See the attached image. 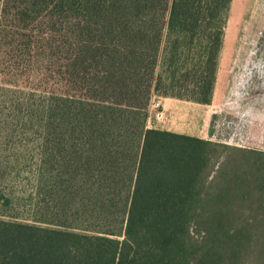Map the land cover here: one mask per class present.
I'll use <instances>...</instances> for the list:
<instances>
[{
	"label": "trees",
	"instance_id": "16d2710c",
	"mask_svg": "<svg viewBox=\"0 0 264 264\" xmlns=\"http://www.w3.org/2000/svg\"><path fill=\"white\" fill-rule=\"evenodd\" d=\"M231 2L0 0V130L43 142L41 159L9 172L47 180L53 196L27 207L0 195V264H264V217L237 224L227 210L264 215V155L243 151L245 169L208 181L220 144L146 128L153 96L212 102ZM23 77L37 87L20 88ZM70 180L106 189L103 214L130 182L121 239L105 220L67 214ZM206 208L216 218L200 239L189 224Z\"/></svg>",
	"mask_w": 264,
	"mask_h": 264
},
{
	"label": "rangeland",
	"instance_id": "374dc122",
	"mask_svg": "<svg viewBox=\"0 0 264 264\" xmlns=\"http://www.w3.org/2000/svg\"><path fill=\"white\" fill-rule=\"evenodd\" d=\"M147 2H153L152 7L159 11H166L170 7L171 0H147ZM100 34L101 30L97 32V35ZM87 64V61L83 62V68L86 70L83 73L85 78L82 80V93H85L86 86L90 85L88 76L85 75L91 73L87 69ZM18 84L20 88H35L37 78L32 77L27 81L23 77ZM146 128L220 144L222 147L218 149L222 156L213 164L208 181L215 176L221 166L232 168L235 163L234 166L245 169L244 165H247V162L244 159H252V155L243 151L264 155V0H232L218 60L212 102L209 105H198L153 96L147 107ZM42 144V141L19 139L9 141L0 130V172L9 173L7 178L0 180V195L10 199L11 203L17 201L28 207L32 200L33 204H38V207L51 206L53 196L48 197L47 180L42 186L37 178L29 182L26 181L23 173L17 176L15 172H9L12 162H23L22 157L30 163L38 158L41 159ZM69 146L71 142L66 143V148ZM234 160L236 162L231 164ZM6 162L9 165L5 169ZM131 168L127 167V173L131 172ZM244 185H248L246 181ZM117 189L121 191L120 201L114 199V211L110 210L103 214L99 207V199L105 196L106 189L98 192L96 184L89 187L83 182L70 180L64 198L69 206L67 214L78 209L88 224L105 220V227L113 229L116 239H121L125 218L122 206L126 203L130 182L125 181L122 186L118 185ZM30 194L33 198L28 197ZM202 205V201L195 204L197 207L195 211ZM250 208H258V205ZM227 210L237 224L264 217L263 214H256L253 209L239 208L234 209L233 212ZM210 213L211 211L206 208L201 211L198 218L190 220V230L194 236L202 239L212 231L216 216Z\"/></svg>",
	"mask_w": 264,
	"mask_h": 264
},
{
	"label": "crops",
	"instance_id": "0c3cea01",
	"mask_svg": "<svg viewBox=\"0 0 264 264\" xmlns=\"http://www.w3.org/2000/svg\"><path fill=\"white\" fill-rule=\"evenodd\" d=\"M161 98V97H160ZM163 99H168V98H163ZM223 144H225V145H229V144H226V143H223Z\"/></svg>",
	"mask_w": 264,
	"mask_h": 264
},
{
	"label": "built area",
	"instance_id": "2783aa9c",
	"mask_svg": "<svg viewBox=\"0 0 264 264\" xmlns=\"http://www.w3.org/2000/svg\"><path fill=\"white\" fill-rule=\"evenodd\" d=\"M158 103V102H157Z\"/></svg>",
	"mask_w": 264,
	"mask_h": 264
}]
</instances>
